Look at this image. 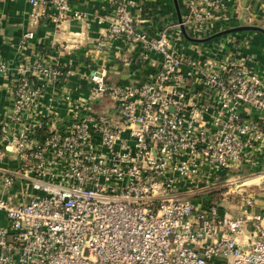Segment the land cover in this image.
I'll list each match as a JSON object with an SVG mask.
<instances>
[{
    "label": "built area",
    "instance_id": "built-area-1",
    "mask_svg": "<svg viewBox=\"0 0 264 264\" xmlns=\"http://www.w3.org/2000/svg\"><path fill=\"white\" fill-rule=\"evenodd\" d=\"M27 1L31 23L80 16L71 0ZM108 1L96 46L140 44L146 62L157 52L149 76L110 84L93 67L88 92L74 94L60 80L69 70L25 51L31 29L15 63L0 50V75L13 73L0 117V264H264V202L255 211L242 194L237 213L227 202L238 186L264 191V170L245 174L264 150V68L225 48L234 31L197 46L178 20L140 27L143 0ZM179 4L196 37L229 24L232 8L249 20L237 0Z\"/></svg>",
    "mask_w": 264,
    "mask_h": 264
},
{
    "label": "crops",
    "instance_id": "crops-1",
    "mask_svg": "<svg viewBox=\"0 0 264 264\" xmlns=\"http://www.w3.org/2000/svg\"><path fill=\"white\" fill-rule=\"evenodd\" d=\"M141 11L142 28L153 31L157 27L164 25L172 19L177 20L176 10L171 11V6L175 9L174 3L169 5V0H143ZM238 10L249 20L253 19V24L264 27V0H237ZM71 8L77 10L80 16L68 14L60 21H55L47 15L39 18L35 23H31L28 16L29 3L27 0H0V50L3 56L12 65L18 60L21 52L25 49L18 48L17 44L22 34L31 29L32 38L27 40L26 52L36 50L42 54L46 60L57 62L66 70V75L60 80L64 81L74 94H84L88 92L89 81L88 72L91 68L97 67L106 73V81L110 84H119L128 79H141L149 76L153 71L151 59L155 62L159 58L157 52H150L148 62L141 57V46L124 42L120 38H103L104 45L96 46L98 38L105 33L108 25V17L113 13V6L108 0H71ZM181 14L184 9L179 4ZM227 21H219L215 25L214 31L223 29L231 25H237L241 18L235 16V11L228 10ZM175 15V17H173ZM98 18H103L98 22ZM240 19V20H239ZM248 19H245L247 21ZM244 23V22H243ZM249 23V22H247ZM238 38L236 41H225V48L239 46L245 52H252L258 59L260 68H264V40L259 38L258 44L247 47L249 41L248 32H234ZM227 37V36H226ZM220 36L219 39L226 38ZM254 38V39H255ZM197 46H204L208 43L197 42ZM245 45L244 47L242 45ZM195 45V47H197ZM12 71V70H11ZM13 73L7 76L0 75V117L10 103V84ZM257 164H248L245 174L248 172H260L264 170V150L254 153ZM263 200H259L255 205L256 211ZM237 213L239 210H230ZM5 223L0 213V224Z\"/></svg>",
    "mask_w": 264,
    "mask_h": 264
},
{
    "label": "rangeland",
    "instance_id": "rangeland-1",
    "mask_svg": "<svg viewBox=\"0 0 264 264\" xmlns=\"http://www.w3.org/2000/svg\"><path fill=\"white\" fill-rule=\"evenodd\" d=\"M172 1H173V0H169V5L172 3ZM178 3H179V0H178ZM172 5H173V4H172ZM172 5H170V6L172 7V8H171V11H174L175 9L173 8ZM173 17H175V15H174ZM239 20H240V19H239ZM174 22H176V20H174V19H172V21H170V23H174ZM243 22H244V23H246V22L254 23V22H253V19H251V20H247V21H244V19H243V20L241 19L240 22H239L238 24H242ZM226 26L229 27L228 25H226ZM231 26H234V25H231ZM173 27L176 28L175 25H174V26H171V27H170L171 30H172ZM225 28H226V27H225ZM234 32L238 33V32H242V31H234ZM243 32H248V38H247V40L249 41V43L247 44V47H250V46L252 45V39H253V42H254V46H255V44L257 43L256 46H258V47L260 46V44H258V40H259V38H261V40H264V34L261 33L260 31H254V30H243ZM253 34H254V35H255V34H258V37H259V38H255V37L253 36ZM254 38H255V39H254ZM253 54H254V53H253ZM254 176H255V175L251 174V175H246V176H244L243 178L246 180V179L251 178V177H254ZM258 180H259V179L257 178V179H255V180L252 181V182H257ZM236 183H238V182H234L232 185L235 186ZM241 188H242V186H238V187H236V188L234 189V192H233L232 197H229L228 200H227L228 204H231V207H232L233 210H239L242 194H244V195H253V196L257 199V201H259V200H263V199H264V191H263V190H260V189L257 188V187H254V186L246 187V188L244 189V192L237 193V192H239V191H237V190H241ZM235 203H236V204H235Z\"/></svg>",
    "mask_w": 264,
    "mask_h": 264
},
{
    "label": "water",
    "instance_id": "water-1",
    "mask_svg": "<svg viewBox=\"0 0 264 264\" xmlns=\"http://www.w3.org/2000/svg\"><path fill=\"white\" fill-rule=\"evenodd\" d=\"M173 3H174L175 10L177 13V20L180 23V25H179L180 30L183 33L184 37L190 41L205 42V41H208V40H210L216 36H219L221 34H224V33L233 32V31H243V30L260 31L261 33L264 34V27L263 26H260L258 24H253V23H242V24H237L234 26H229V27L217 30V31H215L209 35H206V36H202V37L192 36V35L188 34V32L186 31L184 24L182 22V16H181V11H180L178 0H173ZM170 109H172V106L170 107Z\"/></svg>",
    "mask_w": 264,
    "mask_h": 264
},
{
    "label": "bare ground",
    "instance_id": "bare-ground-1",
    "mask_svg": "<svg viewBox=\"0 0 264 264\" xmlns=\"http://www.w3.org/2000/svg\"><path fill=\"white\" fill-rule=\"evenodd\" d=\"M256 179V178H255ZM255 179H253V178H250V179H247L246 181H248V182H251V180H255Z\"/></svg>",
    "mask_w": 264,
    "mask_h": 264
}]
</instances>
